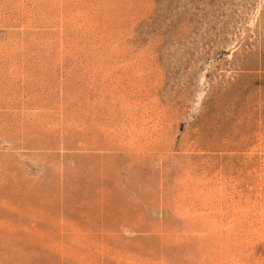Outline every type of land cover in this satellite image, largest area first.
Listing matches in <instances>:
<instances>
[{
  "label": "rangeland",
  "instance_id": "rangeland-1",
  "mask_svg": "<svg viewBox=\"0 0 264 264\" xmlns=\"http://www.w3.org/2000/svg\"><path fill=\"white\" fill-rule=\"evenodd\" d=\"M0 264H264V0H0Z\"/></svg>",
  "mask_w": 264,
  "mask_h": 264
}]
</instances>
